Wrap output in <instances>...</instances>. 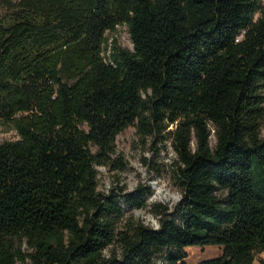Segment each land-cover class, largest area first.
<instances>
[{
  "label": "trees",
  "instance_id": "obj_1",
  "mask_svg": "<svg viewBox=\"0 0 264 264\" xmlns=\"http://www.w3.org/2000/svg\"><path fill=\"white\" fill-rule=\"evenodd\" d=\"M0 10V131L19 135L0 142V264H189L187 247L212 245L223 253L198 264H264V0ZM125 25L133 49L109 47ZM130 126L175 150L182 197L152 205L159 227L126 214L150 185L100 190Z\"/></svg>",
  "mask_w": 264,
  "mask_h": 264
},
{
  "label": "rangeland",
  "instance_id": "obj_2",
  "mask_svg": "<svg viewBox=\"0 0 264 264\" xmlns=\"http://www.w3.org/2000/svg\"><path fill=\"white\" fill-rule=\"evenodd\" d=\"M3 12L0 10V13ZM109 47L112 44L121 45L124 48L133 49V42L128 27L119 26L115 32H109ZM108 56V54H106ZM262 134L264 136V118L262 120ZM19 138L15 128L4 126L0 131V142L16 140ZM212 146L216 144V137L212 135ZM167 145V148H166ZM117 154L125 158L126 166L123 169H113L108 166H100L99 179L100 190L108 191L113 186H123L127 191L136 189L140 184H148L152 189V195L148 197L145 208L130 212L126 208V214L133 213L138 219L145 223L159 227L161 217L154 212L153 204L162 203L174 206L182 197V189L174 176L173 167L176 162V155L171 140L152 142L151 138H142L137 126H130L118 135L116 141ZM159 148L158 150H156ZM163 169L161 175L157 174L156 168ZM159 191V193H158ZM23 248L27 251L24 243ZM116 246H111L105 253L111 254ZM185 260L189 264H198L203 260L215 258L223 253L219 246L187 247L185 249ZM264 257V255H263ZM158 259L162 257L159 255ZM17 264H32L30 259ZM254 264H260L257 259Z\"/></svg>",
  "mask_w": 264,
  "mask_h": 264
},
{
  "label": "bare ground",
  "instance_id": "obj_3",
  "mask_svg": "<svg viewBox=\"0 0 264 264\" xmlns=\"http://www.w3.org/2000/svg\"><path fill=\"white\" fill-rule=\"evenodd\" d=\"M158 193H159V191H158Z\"/></svg>",
  "mask_w": 264,
  "mask_h": 264
}]
</instances>
